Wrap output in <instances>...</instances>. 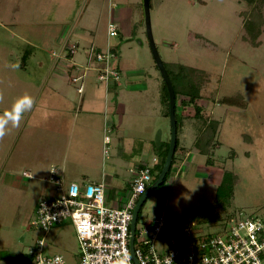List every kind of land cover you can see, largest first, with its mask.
Wrapping results in <instances>:
<instances>
[{"label": "rangeland", "instance_id": "obj_1", "mask_svg": "<svg viewBox=\"0 0 264 264\" xmlns=\"http://www.w3.org/2000/svg\"><path fill=\"white\" fill-rule=\"evenodd\" d=\"M254 4L261 6L263 20L254 33L258 46L252 45L246 30L250 22L247 14ZM109 20L117 24L115 35L107 34ZM150 21L162 60L197 68L194 74L196 82H201V97L196 102L202 106L201 117L219 124L212 143L205 148L196 145V139L202 142L199 132L204 127L203 119L194 116L193 104L181 105L182 97L178 96L177 108L184 123L178 128L180 147L175 165L161 187L142 204L138 225L162 209L169 212L170 224H181L188 217L198 221L206 232L217 231L230 218L243 215L264 221V4L259 0H150ZM58 35L63 41L68 39L69 46L77 36L86 40L93 37V48L102 51L116 46L115 62L121 75L136 76L107 95L114 108H121L111 116L115 126L111 131L106 129L111 140L106 147L108 155L104 158L102 154L101 126L92 127L88 145L92 158L99 157L93 167L97 165L98 171L106 170L110 175L115 169V181L123 187L132 177L130 168L136 159L132 155H137V149L146 148L141 160L150 158L152 151L144 139L156 143L158 132L161 141L170 140L171 135L169 116L163 114L161 103L162 77L147 38L143 0H0V114L23 94L17 79L28 82L30 77H46L60 49L53 43L50 47L48 39ZM84 43L81 40L80 45ZM25 49L31 52L21 66L18 62ZM78 53L83 54L82 50ZM99 66L93 64L94 68ZM88 69L83 68L82 73H88L94 86L97 74ZM236 96L238 105L223 103V97ZM29 121L27 113L18 130L10 127L0 139V264H29L41 237L45 253L62 254L67 262L74 263L79 244L70 220L46 231L32 224L35 203L50 187L44 180L49 170L34 169L33 178H23L22 171L28 169L18 163L17 156L28 147L34 156L49 147L35 140L45 135L35 134L36 126ZM75 146L72 142L69 147L74 152L69 156L70 164L82 162ZM9 155H13L15 165L6 183L7 169L1 165ZM225 171L234 173L235 182L229 191L223 187L216 196Z\"/></svg>", "mask_w": 264, "mask_h": 264}, {"label": "built area", "instance_id": "obj_2", "mask_svg": "<svg viewBox=\"0 0 264 264\" xmlns=\"http://www.w3.org/2000/svg\"><path fill=\"white\" fill-rule=\"evenodd\" d=\"M117 29V24L109 20L108 36L117 34ZM67 46L69 52L75 53L76 44ZM87 56L100 64L97 68L99 82L121 84L122 77L115 62L117 55L111 46L106 51L91 47ZM83 68L86 70L89 66ZM84 74L85 71L71 79L78 81ZM104 139L105 143L109 142L108 135ZM156 162L157 157H154L130 169L131 185L121 206L107 203L103 182L66 183L52 165L46 180L54 186L55 195L38 200L32 224L46 231L54 224L70 220L79 244L78 256L74 263H69L62 254L45 253V241L41 237L29 264H117L125 252L128 264H167L169 257L172 264H264V221L251 215L230 218L217 231L206 232L198 221L188 217L171 227L169 212L162 209L139 225L137 218L132 254V212L139 196L152 181L151 171ZM53 168L54 171L50 170ZM22 176L30 177V172L25 170Z\"/></svg>", "mask_w": 264, "mask_h": 264}, {"label": "crops", "instance_id": "obj_3", "mask_svg": "<svg viewBox=\"0 0 264 264\" xmlns=\"http://www.w3.org/2000/svg\"><path fill=\"white\" fill-rule=\"evenodd\" d=\"M81 40L84 42L86 41V43L80 45ZM48 41L50 42V47L53 43V46H59L60 49L59 52H57V60L55 61L53 67L49 69L46 77L42 78L41 80H35L34 78L30 79V77L28 82L22 78H19L17 79V82L19 83L21 93H28L35 98L33 110L29 113V123L36 126L37 130L34 132L35 134L44 133V138L35 137V140H37V142L43 141L47 144L49 149H46L45 151L44 148L42 150L36 151V156H34V151H28V147L26 150L24 149L20 154H18V163L24 165V168L28 169L27 171L30 172V177L27 178L34 177L31 170L35 169L37 172H42V168H44L47 171L52 165H55L57 167L58 174L66 183L71 181L81 184L86 181L103 182L105 186L107 203L113 206H121L127 199L132 177L128 180V182H126V185L122 187V185L115 181V169H113L114 171H111V175L109 174L110 172H106V170L98 171L99 168L97 165L93 167V162L98 164L99 157L94 160L92 158L93 152L90 153L92 148L88 146L90 143L91 134H93L92 127L101 126L103 129L104 134L102 136V144L104 147L107 146L111 141L109 139V142L105 143L104 137L107 135L106 129L108 128L109 131H111L115 126V124L111 122V116L114 114V111L117 110L119 112L121 108H114L112 103L109 101V96L107 98V95L112 94V90L117 87V84L115 82L102 84V82L97 80L96 75V79L94 77L93 81L94 86H92L91 82H89V78L87 77L88 73L86 74V72L80 80L73 82L71 81L72 77L78 76L82 73L83 66H89L90 69L87 71L93 69L95 71L94 74H97L98 67L94 68L93 64H100L95 60H89L87 56L88 49L93 46V37H90L89 40H86L85 37L82 39V36H77V40L73 42V44L77 45V50L73 54H70L68 51V39L63 41V38H59L58 35L54 37V40L49 38ZM79 50H82V55L78 53ZM80 57L83 58V61ZM77 65H80V67L77 68ZM122 78H124V84L126 85L128 80L132 82L136 76L131 74L128 75V73H126L122 74ZM5 87H7L4 88V92L6 93V91L9 89L8 87H10L9 83ZM78 87L82 88L81 92L78 91ZM145 87H147V85L144 83V88ZM72 142L76 143V146L73 147V149L76 153L79 152L81 157L80 160H82L81 163H79V160L74 156V159L78 160L76 161L78 164L69 163V156L72 155V153L74 154V152L69 151V147H72ZM144 142L147 148L150 147L152 151L150 158L148 160H141L140 158L142 152L146 156V148H139L137 149V155H132V157H136L134 166L145 162H150L152 158L156 157L157 155L155 147L158 144H156L151 138H145ZM104 147L102 149V154L105 158L108 155V150L105 154ZM13 159V155H9V157L5 159L4 163L2 160L3 164L1 166L6 167L7 169L5 172L6 183L9 181L8 175L12 174L9 171L15 165V160ZM21 177L25 178L24 176ZM46 177L44 178L45 181H47ZM18 178H20L19 175L17 176L16 180H18ZM54 195L55 189L50 183V187L45 188L40 193V197L35 203V208L40 198L51 197ZM147 220H144V222ZM176 225H173L171 221V227Z\"/></svg>", "mask_w": 264, "mask_h": 264}, {"label": "trees", "instance_id": "obj_4", "mask_svg": "<svg viewBox=\"0 0 264 264\" xmlns=\"http://www.w3.org/2000/svg\"><path fill=\"white\" fill-rule=\"evenodd\" d=\"M253 1H255V0H248V2H251V3ZM260 1L262 2V4H264V0H259V2ZM149 3H150V0H149ZM247 15H249L250 22L246 24V30L252 37V40H251L252 45L258 46L260 44V42H259L257 36L254 35V33H255V30L259 28L261 23H263L261 6L258 4H256V5L254 4L251 7L250 12ZM117 32H118V29H117ZM253 37H255V38L253 39ZM243 38H245V36H243ZM91 47H93V46H91ZM111 47H112L113 52L116 53V55H118V51H117L116 46H111ZM30 52H31L30 49L24 50L22 56L20 57L21 59L18 62L19 65H21V66L25 65L26 59L30 56ZM69 53L73 54L71 52H69ZM164 64H165V67L167 69L168 75L171 79L172 86L174 89L175 99H176L175 117H176V125H177V139H176L175 152H174V155H173V158L171 161V166H170L169 170L167 171V173L165 174L162 183L157 188H160L161 185L166 181L168 174L172 170V167L175 165V160L177 157V150L180 147V142H179V138H178V128H179V126L183 125L184 120L182 121V119H181L182 114H181L180 110L177 108L178 96L182 97L180 102H179L181 105L193 104L194 109H195L194 116L203 119L204 127H203L202 131L199 132V136H202V138H201L202 142L201 143H203V144L198 142V139H196V141H195L196 145H199V146H202V148H205L207 145L212 143L214 141L213 139L216 135L217 126L219 124L217 120L204 119L201 117L202 116V114H201L202 113V106L197 104V102H196L201 97V93H200L201 82H200V84H199V82L198 83L196 82V75L194 74V73H197V68L189 66L187 64H184L182 62H164ZM74 67H75V65H74ZM117 69H118V67H117ZM161 90H162L161 91V103L163 104V114H165L166 116H169V96H168L166 84L164 83L163 79H162V84H161ZM237 96L240 97V95H237ZM237 96L236 97H223L222 98L223 103H226L229 105H235V104L238 105V103H237L238 101L235 100V98H237ZM168 147H169V140L160 141L159 144L155 147V151L157 154L156 155L157 162L153 166L152 171H151L153 178H152V181L150 182V184L157 178L158 174L161 171L165 157L167 155ZM209 161L210 160H207V163ZM235 179H236V177L234 176V173H232L231 171L223 172V174L221 175V181L218 184V186L216 187V194L215 195L217 196L219 191L223 187L227 188V191H229V189H231L233 187V183L235 182ZM225 185H227V186H225ZM224 224H225V222L222 224V226H224Z\"/></svg>", "mask_w": 264, "mask_h": 264}, {"label": "water", "instance_id": "obj_5", "mask_svg": "<svg viewBox=\"0 0 264 264\" xmlns=\"http://www.w3.org/2000/svg\"><path fill=\"white\" fill-rule=\"evenodd\" d=\"M143 9H144V15H145V28L147 33L148 42L152 51L153 58L155 60V63L157 65V68L159 69L162 79L164 83L166 84L168 96H169V120H170V127H171V135L169 140V147L167 151V155L165 157L163 166L161 168L160 173L158 174L157 178L149 185L147 188L142 192V194L139 196L133 212H132V219L130 222V249L133 254V238H134V232H135V226L136 221L138 218L139 210L142 206V204L145 202L147 197L152 193V191L157 188L163 181V178L167 171L169 170L171 166V161L175 152V146H176V139H177V125H176V117H175V94L174 89L172 86L171 79L168 75L167 69L165 67V64L157 50L156 43L154 41L153 35H152V29H151V21H150V3L149 0H143ZM125 87L124 84V78H121V84L117 86V90L119 88ZM156 144H159L160 142V132L157 133L156 136Z\"/></svg>", "mask_w": 264, "mask_h": 264}, {"label": "clouds", "instance_id": "obj_6", "mask_svg": "<svg viewBox=\"0 0 264 264\" xmlns=\"http://www.w3.org/2000/svg\"><path fill=\"white\" fill-rule=\"evenodd\" d=\"M34 104L35 98L28 93H23L12 101L8 110L0 114V139L8 134L10 127L17 130L21 127L25 114L33 110ZM50 170L54 171L55 168ZM57 259L59 260V258ZM117 264H128V255L126 252L124 253V258L119 260ZM167 264H172L170 257L167 260Z\"/></svg>", "mask_w": 264, "mask_h": 264}]
</instances>
